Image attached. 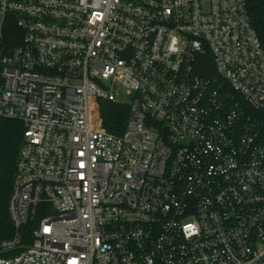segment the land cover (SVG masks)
I'll return each mask as SVG.
<instances>
[{
	"label": "built area",
	"instance_id": "built-area-1",
	"mask_svg": "<svg viewBox=\"0 0 264 264\" xmlns=\"http://www.w3.org/2000/svg\"><path fill=\"white\" fill-rule=\"evenodd\" d=\"M94 98L129 105L121 135ZM0 118L24 127L2 250L37 220L0 264H264L246 0H0Z\"/></svg>",
	"mask_w": 264,
	"mask_h": 264
},
{
	"label": "trees",
	"instance_id": "trees-1",
	"mask_svg": "<svg viewBox=\"0 0 264 264\" xmlns=\"http://www.w3.org/2000/svg\"><path fill=\"white\" fill-rule=\"evenodd\" d=\"M247 12L264 49V0H246ZM129 117V105L124 102H110L94 98L90 107V123L96 130L121 135ZM24 127L21 122L0 118V244L14 236L10 221L8 202L14 181L18 153L23 143ZM37 220L29 222L20 231L21 244L14 251L7 252L0 246V257L20 253L32 244V231Z\"/></svg>",
	"mask_w": 264,
	"mask_h": 264
},
{
	"label": "rangeland",
	"instance_id": "rangeland-1",
	"mask_svg": "<svg viewBox=\"0 0 264 264\" xmlns=\"http://www.w3.org/2000/svg\"><path fill=\"white\" fill-rule=\"evenodd\" d=\"M105 84V86H108V84L107 83H104Z\"/></svg>",
	"mask_w": 264,
	"mask_h": 264
}]
</instances>
